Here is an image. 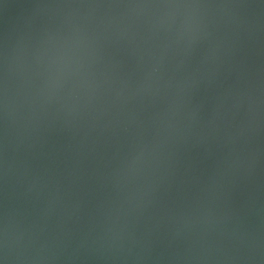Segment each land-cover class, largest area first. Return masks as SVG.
Returning <instances> with one entry per match:
<instances>
[{
	"label": "clouds",
	"instance_id": "clouds-1",
	"mask_svg": "<svg viewBox=\"0 0 264 264\" xmlns=\"http://www.w3.org/2000/svg\"><path fill=\"white\" fill-rule=\"evenodd\" d=\"M0 264H264V0H37L6 26Z\"/></svg>",
	"mask_w": 264,
	"mask_h": 264
},
{
	"label": "water",
	"instance_id": "water-1",
	"mask_svg": "<svg viewBox=\"0 0 264 264\" xmlns=\"http://www.w3.org/2000/svg\"><path fill=\"white\" fill-rule=\"evenodd\" d=\"M36 2L37 0H4V4H0V33L6 26L21 22L31 11V5Z\"/></svg>",
	"mask_w": 264,
	"mask_h": 264
}]
</instances>
